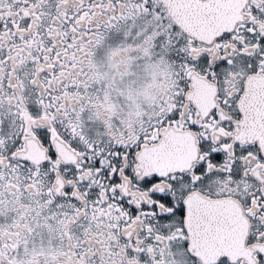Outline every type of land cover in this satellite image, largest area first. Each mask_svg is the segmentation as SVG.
<instances>
[{"label":"snow or ice","instance_id":"obj_1","mask_svg":"<svg viewBox=\"0 0 264 264\" xmlns=\"http://www.w3.org/2000/svg\"><path fill=\"white\" fill-rule=\"evenodd\" d=\"M0 264H264V0H0Z\"/></svg>","mask_w":264,"mask_h":264}]
</instances>
